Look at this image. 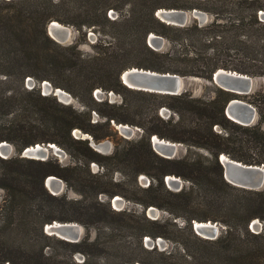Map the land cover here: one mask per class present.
Returning <instances> with one entry per match:
<instances>
[{"label": "trees", "instance_id": "1", "mask_svg": "<svg viewBox=\"0 0 264 264\" xmlns=\"http://www.w3.org/2000/svg\"><path fill=\"white\" fill-rule=\"evenodd\" d=\"M220 1L215 4L216 9L206 8L205 10L213 12L218 19L227 13L229 16L226 23L220 25L223 23L214 22L203 28L197 24L189 26L167 24L156 16L157 10L162 7L184 10L202 8L195 1L190 3L188 0H0V114L13 116L16 111L17 94L10 84L12 79L19 81L29 95L38 92L39 98L51 99L57 105L54 110L44 108L36 111V114L42 116V120L36 126L32 123L25 124L23 121L15 128V125L11 123L6 129L9 131L6 135L0 132V142L4 140L15 142L10 135L15 132L21 139V142L16 145L18 154H21L26 147L37 143H54L70 151L75 159L83 161L87 166L93 161L102 165L103 168L110 166V163L114 165L120 163L121 166L114 170L121 172L125 166H135L136 174L145 173L158 182L157 188L151 184L148 189H145L146 191L165 190L170 196L179 198L180 205L190 212L194 211L192 207L195 195L192 189L196 185L200 187L198 192H204L207 196L205 201L210 209L229 208L233 216L229 220H222L227 228L225 233L223 232L224 234L216 239L201 238L193 230L192 221H218V217L203 213L184 217L193 237L221 252H238L236 253L238 255L234 256L237 257L234 264H254L256 251L248 247L246 250H241V248L245 249L243 247L245 241L242 237L248 234L264 239V229L260 233H253L250 230L254 219L258 218L264 223V190H249L229 183L224 178L219 157L222 153H226L233 159L247 164L264 163V93H259L257 97H250L249 100L247 95H237L218 87L214 98L203 100L193 97L188 91L179 95H163L134 90L127 87L121 80V74L125 70L136 66L159 72L205 78L213 82V74L220 67L218 59L208 58L204 52L214 50L216 54L231 56V51L240 49L244 51L247 59L260 60L261 64L251 63L250 66L243 68L235 65V69L249 75L264 77V22L259 18V11L264 10V0H228L230 3ZM128 4L132 5L128 17L124 19L109 17V9L117 10ZM53 20L76 27L80 31L83 27L110 24L113 25L112 34L117 41L109 42L107 45H95L97 55L88 57L78 50V43L63 46L49 35L48 25ZM210 27L223 28L204 34ZM150 33L161 35L169 39L170 43L180 45L184 44V40L189 36L194 41L189 43L192 50L188 48L180 50L176 45L167 51L155 50L147 42ZM171 33H174V36ZM202 35H212V38H216L218 42L211 45L202 44ZM242 37L245 39H241ZM186 52L194 53L196 57L194 55L188 58L180 57ZM173 54L178 56L173 58ZM144 61L152 63L146 66ZM251 67H254V70L250 71ZM28 77L38 82L50 81L54 87L62 88L75 95L82 93L81 96L87 97L91 103H83L87 109L79 111L70 105L62 104L54 96L53 98L42 96L40 90L35 87L28 91L24 86ZM98 88L106 92L119 93L124 97V101L121 104L110 103L108 100L98 101L93 96ZM127 93L134 95L137 100L129 101L126 97ZM140 97L155 99L157 97L158 100L150 104V100L140 99ZM236 97L247 100L257 109L262 106V109H259V119L255 124L245 126L227 117L226 106ZM162 106H167L177 113L178 120L175 123H173L174 119H164L159 115V109ZM20 110L23 114L33 112L28 107L20 108ZM92 110L96 111L102 120L92 122ZM112 123L113 125L114 123L137 125L143 129L144 135L139 140L133 141L130 148H116L110 155L95 150L90 145L89 139H78L72 135L75 129H80L90 134L99 143L113 136L115 130ZM215 125L220 126L223 133L215 132L213 129ZM153 135L207 149L211 157L190 154V156L185 155L174 159L163 158L152 148ZM77 145L85 147V151L81 154L73 153L72 149ZM20 160L37 164L40 170L33 174L32 172L26 174L27 179H23V175H20L10 180L6 173L0 176V188L12 194L14 198H21L25 204H30L42 197L46 201L44 204L57 207L62 215L46 217L37 224L41 238L46 242L54 239L69 246L71 256L77 252L84 255L85 259L82 262L74 261L69 255L70 264L95 263L93 258L99 256L103 244L99 236L91 240L88 234L79 242H69L47 234L45 226L58 220L76 221L91 227L104 221L105 215L117 214L125 217L129 214L116 213L110 203H104L98 199L100 193H108L111 196L118 192L108 190L105 187L106 182L101 179L103 175L93 174L90 170L89 177L82 179L75 174L77 167L61 166L51 159L42 161L18 156L9 159L0 157V162L4 163L10 173L18 170L17 165ZM17 173L24 172L17 171ZM35 173L37 177L34 176ZM173 174L191 182L192 187L189 190L184 188L180 192L168 190L164 179L166 175ZM50 175L63 179L68 187L82 195L81 198L74 200L67 199L65 195H52L45 186V179ZM232 192H237L233 195L234 198L231 196L227 198L226 194L230 195ZM8 201L5 199L1 210L4 222L9 217L12 220L17 210L15 208L17 199L12 203ZM153 203L150 202V204ZM22 213L32 215V212L28 213L25 210ZM13 222H6L5 229L9 227L13 229ZM20 225L27 226V223ZM28 226L33 227L34 224L30 223ZM147 234L153 235L148 232H141L139 235L143 249L148 254L160 257V264H176L171 254L158 251L157 246L152 249L144 246L143 236ZM230 240L241 242L240 248L233 246ZM14 242L0 234V264L5 262L56 264L57 262L58 255L55 257L44 253L45 246H49L48 243L39 247L37 253H34L32 246L27 249L24 244L16 246ZM131 258L130 253L112 255V259L118 262H120L119 259L124 262ZM214 262L209 260L204 264Z\"/></svg>", "mask_w": 264, "mask_h": 264}, {"label": "rangeland", "instance_id": "2", "mask_svg": "<svg viewBox=\"0 0 264 264\" xmlns=\"http://www.w3.org/2000/svg\"><path fill=\"white\" fill-rule=\"evenodd\" d=\"M190 3L194 2L198 3L202 8H195L200 11H203L206 13L207 18L202 21L200 18H194L192 17L189 21V23L186 26H189L191 24H197L200 27L206 28L204 26H207L211 23H223L220 25H224L226 23V20L228 19L227 13L224 15L226 17H222L221 19H218L213 12L205 10L206 8L210 10L216 9L217 6L215 5L217 1L219 0H188ZM226 3L228 0H221ZM220 1V2H221ZM209 7V8H208ZM132 5H124L119 9H109L108 15L111 19H124L128 17L129 11L131 10ZM160 9H166L164 7L159 8ZM184 10V9H183ZM193 9H190L188 11H192ZM157 13V12H156ZM157 15V14H156ZM259 18H260V11H259ZM178 26V25H177ZM110 24L106 26H97V27H83L82 30H77L76 27L72 26L73 29V35L70 38V41L67 43H60L63 46L71 45L74 43H78V50L80 52L84 53L86 56H95L97 55V50L94 47L97 44H104L107 45L109 42H116V37L112 34L114 32V28H112ZM223 27H210V29H206L208 34L210 31H218L221 30ZM116 30V29H115ZM110 31V33H109ZM151 34V33H150ZM171 35L174 36V33H171ZM150 36V35H149ZM161 36V35H160ZM163 37V36H162ZM164 43L161 46V48L155 49L158 51H167L169 49H172L175 45L180 50L187 49L192 50L189 47V43L194 42L191 40V37L187 36L186 40H184V44H176V43H170L171 41L165 37ZM149 39V37H148ZM241 39H245L242 37ZM202 44H214L218 41H216V38H212V35L203 36L201 38ZM149 44V40H147ZM188 45V46H186ZM199 46V45H198ZM200 47V46H199ZM184 50V51H185ZM234 50V49H233ZM214 50H208L207 52H204V55L208 58H217L219 63V68L227 69V70H235L237 72L244 73L242 71H238L235 69V65H239L241 68L250 66L251 63L260 65L261 61L257 60H249L244 56V51L240 49L239 51H231V56H226L224 54H214ZM235 53V54H234ZM196 57V54L186 52L184 54H181L180 57L188 58L192 56ZM178 54H173L172 57H177ZM260 58V56H259ZM175 60V59H174ZM146 66L151 65L152 62L150 61H144ZM227 66V67H225ZM136 67V66H133ZM131 67V68H133ZM150 67V66H149ZM141 68V67H138ZM144 69H149L146 67H143ZM217 69V70H218ZM153 70V69H151ZM250 71L254 70V67L249 68ZM248 74V73H244ZM256 78V85L253 91L250 94H247L249 96L247 99L250 100V97H257L260 94L264 93V77L262 76H255L251 75ZM31 78L32 80H28ZM10 84H12V88L15 89V94H17V108L15 113L12 115H4L0 114V132L4 133L3 135H6L9 131L6 130L11 123L15 125V128L18 126L19 123L23 122L25 124L32 123V125L36 126L39 124V121L42 120L41 114H36V111L39 109L44 108H50L52 110L56 109L57 105L55 102L51 99H41L39 98L38 92L34 93V95H29L25 92V89L21 87V83L18 81H14L12 79ZM47 81V80H45ZM186 85L185 89L191 95L195 98H201L203 100H211L216 95V89L219 87L218 85H215V83L210 82L209 80L205 78L200 77H194V76H186ZM50 82V81H48ZM51 83V82H50ZM52 84V83H51ZM25 88L28 91H31L34 87L37 90H40L42 96H50L53 98L56 97V99L61 102L64 105H70L76 110L82 111L86 110V106L83 103H91L90 100L85 97L84 95L81 96L82 93H78L75 95L72 92H69L65 90L68 94H70L69 99H64L60 96H55V90L53 85V89L50 91H46L43 81L38 82L32 77H28L24 83ZM62 89V88H61ZM99 89V88H98ZM96 89V90H98ZM36 90V91H37ZM64 90V89H63ZM96 90L93 93V96L96 100L102 101V100H108L110 103H118L121 104L124 101V97L116 93L114 91H104L102 90L103 94H96ZM127 99L129 101H132L135 99L134 95H130L127 93L126 95ZM141 98H147L150 100V104H154L158 98L156 99L154 97H140ZM137 100V99H135ZM247 101V100H245ZM169 102H171V99H169ZM248 102V101H247ZM252 104V103H251ZM254 107L255 105L252 104ZM30 108L33 112L29 114H23V112L20 110V108ZM167 109L168 112L164 111L163 109ZM262 109V106L257 109L258 112V118L259 119V109ZM92 113V122H97L99 120H102L100 115L96 111H91ZM159 115L163 117L164 119H174L173 123H175L176 120H178V115L176 112H174L171 108L167 106H162L159 109ZM227 115V114H226ZM132 117L134 115H131ZM135 117V116H134ZM228 117V116H227ZM256 121V122H257ZM124 124V123H123ZM113 125V123H112ZM118 124L114 123V130L113 136L111 138H107L101 142L108 141L110 143V150L107 152H104L105 155H110L115 151V149H124V148H130L132 146V142L139 140L143 135L144 131L141 129V127L137 125H130L134 129V135L132 136H126L122 135L117 128ZM214 131L217 133H223V129L215 125L213 127ZM80 129H75L72 132V135L75 138L83 139V135L80 132ZM83 132V131H82ZM15 142H9L7 140L1 141L7 142L9 145L12 146L11 152L9 154H0L1 158L9 159L12 157H24L22 154H18L17 152V146L21 139L19 135L15 132L10 134ZM90 137H92L90 134H88ZM154 136V135H153ZM158 136V135H157ZM160 137V136H159ZM162 138V137H160ZM166 140H170L172 142H176L177 144V153L175 157L169 158L166 155L161 154L158 152L152 142L151 137V143L153 150L158 153L163 158L167 159H174L179 158L185 155L190 154H197L202 155L206 157H211V153L209 150L204 148H198L194 146L187 145L182 142L174 141L168 138H165ZM94 140V139H93ZM90 141V140H88ZM95 141V140H94ZM96 142V141H95ZM44 144V143H40ZM60 147V146H59ZM62 150H64V154L62 153H55L54 151L50 150V154L46 158H37L35 160H42V161H48L52 160L54 163H59L61 166H70V167H77L76 168V175L80 178H88L89 173L88 171L92 172L93 174H99V176H102L101 179L106 182V188L111 191H117L118 193H115V195H109L108 193H100L98 196V199L104 203H110L111 208L115 210L116 213L120 212H126L127 216L121 217L120 215L114 214V215H105L104 221L98 223L97 225H93L91 227H86V225H83L76 221V222L83 227V237L82 239L87 236L94 239L96 236H99L101 238L102 249L100 250V254L95 259L93 258V261L97 264H160V257L157 255L148 254L140 243V233L141 232H148L152 233L153 235H156L153 237V235H144L143 236V244L146 248L152 249L153 247L157 246L158 251H164L166 254H171L172 260L176 264H204L205 261H215L211 264H234L237 257H234L235 255H238L236 253L238 252H221V250L212 247L209 244L200 242L199 240H196L193 237V234L191 230L188 227L187 221L184 217H189L190 215L198 214L202 215L201 213L205 215H209L211 217L216 216L218 217V221L213 220H207L212 222H218L220 224L221 233L220 235L224 234L226 231L227 226L222 222V220H229L232 214V210L229 208H220L213 207L209 208L205 198L207 196L204 192H198L200 191V187L193 186V195H195L194 198V206L192 209L193 212L186 211L182 205L179 203V198L170 196L168 192L165 190H153L152 192H148L145 189H148V187L151 184H154V188H157L156 184L158 183L157 180L145 173L136 174V167L135 166H128L124 168L123 172L114 170L116 167H120L121 164H111L110 166H105V168L102 167V165H99L97 162H91L88 164V166L83 161H78L75 159L71 154L70 151L65 150L64 148L60 147ZM84 148V149H83ZM73 153L81 154L85 151V147L77 145L75 148L72 149ZM230 157L229 154L222 153ZM27 158V157H26ZM232 158V157H230ZM32 159V158H29ZM47 159V160H46ZM118 163V162H115ZM132 164V163H131ZM18 170L13 171L10 173L8 169L5 168L4 163L0 162V176L5 175L7 173V177L11 179H15L20 177V175H23V179L26 178V174H30V172H37L40 170V166L34 163H29L27 161H18ZM89 168V169H88ZM31 170V171H30ZM17 171H23V174L17 173ZM36 176V173L34 174ZM176 176L181 179V185L179 187L173 186L171 183L168 182L169 177ZM37 177V176H36ZM58 177V176H56ZM48 178V177H47ZM46 178V179H47ZM60 178V177H58ZM27 179V178H26ZM45 179V186L48 189V191L55 196H66L67 199H79L81 198V194L77 192L76 190L72 189L71 187H68V184L63 180L64 186L60 191H55L54 189H50L46 185ZM61 179V178H60ZM155 179V180H154ZM76 181V180H75ZM4 183H7V181H3ZM76 183V182H75ZM164 183L168 190L172 192H180L184 188L187 190L190 189L191 182L188 180L179 177L177 175H166L164 179ZM264 190V189H263ZM237 192H232L230 195L226 194V197L229 198L230 196L232 198L233 195H235ZM12 195V194H11ZM10 194H8L7 191L0 188V234L5 235V239H9V241H15L14 244L16 246L23 245L25 248L29 249L30 246H32V250L34 253H37V249L39 247L45 245V243H48L49 246H45L44 253L51 254L56 257V264H59L60 261H62L60 264H70L69 263V255L70 257L76 261V262H82L85 257L82 253H74L71 256V253L69 251L70 247L59 243L57 240H49V242L43 240L41 236L39 235V227L37 224H39L43 219L46 217H55L60 216L62 213L60 210L56 207H53L51 204H44L46 201L44 198L40 197L37 200H34L30 204H25L21 198L12 197ZM120 197L122 198V205H116L114 203V198ZM5 199H8L9 203L14 202L16 199L18 202L16 204L17 210L14 216L11 218L5 219V222L2 221V215L1 210L2 206L4 205L3 202ZM150 202H154L153 204H150ZM156 203V204H155ZM44 207V208H43ZM61 208V207H60ZM151 208H154L156 210H150ZM62 209V208H61ZM23 210L30 213L32 212V215L30 214H24L22 213ZM38 212V215L36 213ZM258 219V218H256ZM255 220V219H254ZM14 221L12 226L13 229L10 227L5 229L6 222ZM58 221V220H57ZM194 221H201V220H193L192 221V227L194 229L193 222ZM62 222V221H60ZM260 224L258 227H252L250 225V230L253 233H260L264 229V223L260 221ZM22 223H27V226L20 225ZM34 224L33 227H29L28 224ZM26 227V228H25ZM224 232V233H223ZM196 233V231H195ZM197 234V233H196ZM198 235V234H197ZM219 235V236H220ZM201 238L204 239L201 235H199ZM58 239H61L57 236H55ZM245 242L243 247L246 250V248H253L254 251H256V257L254 258V264H263L264 261V239H259L253 235L244 234L242 237ZM81 239V240H82ZM162 240L160 242L159 240ZM206 239V238H205ZM64 240V239H63ZM80 240V241H81ZM233 246H237L240 248L241 242L237 240H230L229 241ZM123 253H130L132 254V258L128 259L127 261H122L119 259L120 262L112 259V255L116 254H123ZM139 259V261H137ZM92 261V260H91ZM132 262V263H131ZM134 262V263H133ZM93 263V264H95ZM5 264H12L10 262H5Z\"/></svg>", "mask_w": 264, "mask_h": 264}, {"label": "water", "instance_id": "3", "mask_svg": "<svg viewBox=\"0 0 264 264\" xmlns=\"http://www.w3.org/2000/svg\"><path fill=\"white\" fill-rule=\"evenodd\" d=\"M161 10L163 9L157 11L156 16L163 22L171 25L186 26L192 17L200 18L202 21L207 18L206 13L198 9H193L192 11L176 8ZM260 19L264 22V10L260 11ZM48 33L55 41L59 43H67L73 35V29L70 25H65L57 20H53L48 25ZM148 40L149 45L154 49L161 48L164 43V38L155 33H151ZM185 79L186 76L177 73L159 72L138 67L129 68L121 74V80L127 87L134 90L163 95H179L186 91ZM28 80L32 79L29 78ZM256 82L255 77L235 70L220 68L213 74V83L220 88L237 95L250 94L255 88ZM43 84L47 92L53 89L50 82L43 81ZM54 90L56 93L55 96L58 95L64 99H69L70 94L65 90L61 88H54ZM99 93L103 94L101 89L96 90V94L98 95ZM163 110L168 112L165 108ZM226 114L231 120L245 126L255 124L258 118L256 107L240 97L233 98L229 101L226 106ZM117 128L122 135H134V129L129 126V124L120 123L117 125ZM80 132L84 136L83 139H89L90 145L98 152L104 153L110 150V143L108 141L97 143L88 135V133ZM159 138L160 137L157 135L152 136V142L155 149L169 158L175 157L177 153L176 142L166 140L165 138ZM52 144L54 143H37L26 147L21 154L24 157L32 159L46 158L49 156L50 150L57 154H64V150L58 145ZM11 150L12 146L7 142H2V144H0V154H9ZM224 155L225 154H221L219 159L223 166L224 178L229 183L249 190L264 189V163L261 165L247 164L230 158L229 156L223 157ZM46 180V185L55 191H60L64 186L63 180L55 175L48 176ZM168 182L175 187H179L182 183L181 179L176 176L169 177ZM114 203L121 206L123 203L122 198L115 197ZM150 210L153 211L156 209L151 208ZM259 224V219H255L251 222L252 227H258ZM193 225L196 233L206 239H216L221 233L220 224L218 222L194 221ZM45 232L69 242H79L83 237V227L76 222L53 221L49 226L46 224ZM159 241L162 242L161 239Z\"/></svg>", "mask_w": 264, "mask_h": 264}, {"label": "bare ground", "instance_id": "4", "mask_svg": "<svg viewBox=\"0 0 264 264\" xmlns=\"http://www.w3.org/2000/svg\"><path fill=\"white\" fill-rule=\"evenodd\" d=\"M164 10V9H163ZM163 10H161V11H163ZM160 139V138H159ZM52 145H54V144H52ZM223 157H227V155H224ZM124 203V202H123ZM117 205V204H116ZM198 222V221H197ZM50 224H48V226H49Z\"/></svg>", "mask_w": 264, "mask_h": 264}, {"label": "flooded vegetation", "instance_id": "5", "mask_svg": "<svg viewBox=\"0 0 264 264\" xmlns=\"http://www.w3.org/2000/svg\"><path fill=\"white\" fill-rule=\"evenodd\" d=\"M233 93V92H232ZM229 103V102H228ZM228 105V104H227Z\"/></svg>", "mask_w": 264, "mask_h": 264}]
</instances>
